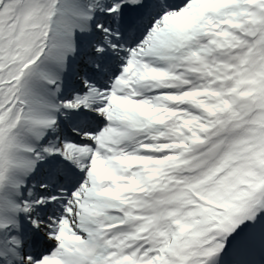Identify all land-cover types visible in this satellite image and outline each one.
<instances>
[{
	"label": "snow or ice",
	"instance_id": "1",
	"mask_svg": "<svg viewBox=\"0 0 264 264\" xmlns=\"http://www.w3.org/2000/svg\"><path fill=\"white\" fill-rule=\"evenodd\" d=\"M0 264H264V0H0Z\"/></svg>",
	"mask_w": 264,
	"mask_h": 264
}]
</instances>
